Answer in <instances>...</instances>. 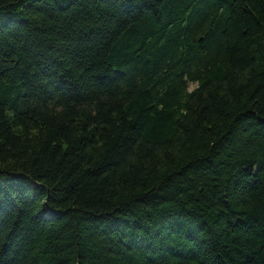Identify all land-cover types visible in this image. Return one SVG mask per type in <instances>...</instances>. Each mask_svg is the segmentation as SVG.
<instances>
[{"label": "trees", "instance_id": "1", "mask_svg": "<svg viewBox=\"0 0 264 264\" xmlns=\"http://www.w3.org/2000/svg\"><path fill=\"white\" fill-rule=\"evenodd\" d=\"M0 264H264V0H0Z\"/></svg>", "mask_w": 264, "mask_h": 264}]
</instances>
